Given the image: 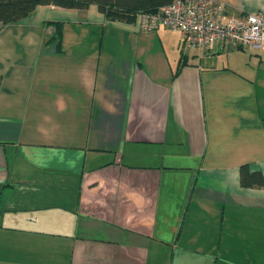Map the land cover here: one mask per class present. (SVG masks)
Masks as SVG:
<instances>
[{
	"label": "crops",
	"instance_id": "1",
	"mask_svg": "<svg viewBox=\"0 0 264 264\" xmlns=\"http://www.w3.org/2000/svg\"><path fill=\"white\" fill-rule=\"evenodd\" d=\"M243 164L264 174V49L188 50L96 4L0 22V264H264Z\"/></svg>",
	"mask_w": 264,
	"mask_h": 264
},
{
	"label": "built area",
	"instance_id": "2",
	"mask_svg": "<svg viewBox=\"0 0 264 264\" xmlns=\"http://www.w3.org/2000/svg\"><path fill=\"white\" fill-rule=\"evenodd\" d=\"M140 30L167 27L182 35L185 49H204L215 43L264 49V11L229 19L218 0H173L157 12L138 13Z\"/></svg>",
	"mask_w": 264,
	"mask_h": 264
},
{
	"label": "trees",
	"instance_id": "3",
	"mask_svg": "<svg viewBox=\"0 0 264 264\" xmlns=\"http://www.w3.org/2000/svg\"><path fill=\"white\" fill-rule=\"evenodd\" d=\"M173 0H0V22L13 23L30 15L38 5L53 4L68 9L84 11L90 4L98 5L111 21L132 22L140 12H157ZM241 47V46H239ZM185 64L181 58L179 70ZM177 71V73L179 72ZM240 182L243 187H264V174L251 169L250 164L240 167Z\"/></svg>",
	"mask_w": 264,
	"mask_h": 264
},
{
	"label": "rangeland",
	"instance_id": "4",
	"mask_svg": "<svg viewBox=\"0 0 264 264\" xmlns=\"http://www.w3.org/2000/svg\"><path fill=\"white\" fill-rule=\"evenodd\" d=\"M245 54H248V53H245ZM163 258H165V257H163ZM160 261H161V259H160Z\"/></svg>",
	"mask_w": 264,
	"mask_h": 264
}]
</instances>
